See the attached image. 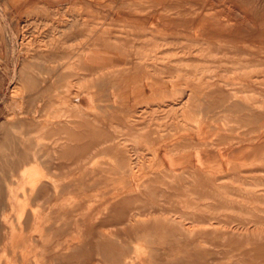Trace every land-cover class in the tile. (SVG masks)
<instances>
[{"label":"rangeland","instance_id":"obj_1","mask_svg":"<svg viewBox=\"0 0 264 264\" xmlns=\"http://www.w3.org/2000/svg\"><path fill=\"white\" fill-rule=\"evenodd\" d=\"M0 12V264H264V0Z\"/></svg>","mask_w":264,"mask_h":264},{"label":"bare ground","instance_id":"obj_2","mask_svg":"<svg viewBox=\"0 0 264 264\" xmlns=\"http://www.w3.org/2000/svg\"><path fill=\"white\" fill-rule=\"evenodd\" d=\"M53 2H54V1H53ZM211 2H212V1H211ZM212 3H213V2H212ZM228 4H229V3H228ZM171 6H172V5H171ZM210 7H211V6H210ZM260 7L262 8L263 6L261 5ZM234 9H236V8H234ZM215 10H216V9H215ZM261 10H262V9H261ZM237 11H238V10H237ZM237 11H235V12H237ZM238 13H239V12H238ZM0 14H1V12H0ZM231 14H232V13H231ZM231 14H230V15H231ZM233 14H234V13H233ZM128 15H129V14H128ZM221 15H222V14H221ZM230 15H229V16H230ZM222 16H223V15H222ZM232 16H234V15H232ZM232 16H231V17H232ZM225 17H226V16H225ZM245 17H246V15H245ZM245 17H244V18H245ZM2 18H3V17H2ZM214 18H215V17H214ZM234 18H235V17H234ZM234 18H233V19H234ZM239 18H240V17H239ZM246 18H247V17H246ZM206 19H207V18H206ZM208 19H209V18H208ZM215 19H216V18H215ZM217 19H218V17H217ZM219 19H220V18H219ZM233 19L231 18V20H233ZM249 19H250V18H249ZM126 20H127V19H126ZM136 20H138V19H136ZM142 20H144V19H142ZM236 20H239V19H236ZM250 20H252V19H250ZM203 21H204V20H203ZM220 21H221V20H220ZM124 22H125V21H124ZM139 22H140V21H139ZM189 22H190V21H189ZM208 22H209V21H208ZM211 22H212V21H211ZM217 22H219V21H217ZM222 22H223V21H222ZM222 22H221V23H222ZM230 22H231V21H230ZM239 22H240V20H239ZM246 22H247V21H246ZM248 22H250V21H248ZM227 23H228V22H227ZM243 23H245V22H243ZM254 23H255V22H254ZM128 24H129V23H128ZM158 24H159V23H158ZM190 24H191V23H190ZM195 24H196V22H195ZM195 24H194V25H195ZM223 24H224V23H223ZM231 24H232V23H231ZM233 24H234V23H233ZM237 24H238V23H237ZM240 24H241V23H240ZM73 25H74V24H73ZM135 25H136V24H135ZM200 25H201V23H200ZM225 25H226V24H225ZM225 25H224V26H225ZM244 25H245V24H244ZM252 25H253V24H252ZM190 26H191V25H190ZM192 26H193V23H192ZM197 26H198V25H197ZM202 26H203V25H202ZM222 26H223V25H222ZM232 26H233V25H232ZM237 26H238V25H237ZM220 27H221V26H220ZM227 27H228V26H227ZM234 27H235V26H234ZM256 27H257V26H256ZM217 28H218V27H217ZM235 28H236V27H235ZM67 29H68V28H67ZM205 29H206V28H205ZM230 29H231V28H230ZM255 29H256V28H255ZM156 30H157V29H156ZM206 30H207V29H206ZM219 30H220V29H219ZM243 30H245V29H243ZM207 31H209V30H207ZM226 31H227V30H226ZM198 32H199V29L195 27V28L193 29V35L198 34ZM224 32H225V31H224ZM229 32H230V31H229ZM232 32H234V30H233ZM243 32H244V31H243ZM202 33H203V32H202ZM204 33H205V32H204ZM208 33H209V32H208ZM234 33H235V32H234ZM247 33H248V32H247ZM205 34H206V33H205ZM222 34H223V33H222ZM227 34H228V33H227ZM211 35H212V34H211ZM214 35H216V34H214ZM218 35H219V34H218ZM203 36H205V35H203ZM206 37H207V35H206ZM261 41H262V40H261ZM261 43H262V42H261ZM263 43H264V42H263ZM74 46H75V45H74ZM84 50H85V49H84ZM236 51H237V50H236ZM87 55H88V54H87ZM88 59H89V58H88ZM233 66H234V65H233ZM235 66H236V65H235ZM247 66H248V65H247ZM125 67H126V66H125ZM239 67H240V66H239ZM233 69H234V68H233ZM233 69L231 70V72H233V73H234L235 71H237V72H240L241 74H242V73H245V75H246L247 73L249 74V72H250V71H249L250 68H248V67H240V68H238V69H236V70H233ZM229 70H230V69H229ZM209 71H211V70H209ZM227 71H228V70H227ZM237 72H236V73H237ZM251 72H252V71H251ZM226 73H227V72H226ZM228 73H230V71H228ZM125 74H126V73H125ZM210 74H211V73H210ZM212 74H213V72H212ZM207 75H208V74H207ZM219 75H220V74H219ZM123 76H124V73H123ZM214 76H215V75H214ZM214 76H213V77H214ZM142 78H143V77H142ZM122 79H123V78H122ZM133 79L135 80V78H133ZM133 79H132V81H134ZM202 79H203V78H202ZM204 79H205V78H204ZM250 79H251V78H250ZM129 80H130V79H129ZM196 81H197V79H196ZM200 81H201V80H200ZM210 81H211V80H210ZM136 82H137V79H136ZM138 82H139V80H138ZM205 83H206V82H205ZM209 83H210V82H209ZM123 84H124V82H123ZM136 84H137V83H136ZM136 84H135V85H136ZM224 84H225V83H224ZM120 85H122V84H120ZM124 85H125V84H124ZM139 85H140V84H139ZM208 86H209V85H208ZM152 87H153V86H152ZM137 89H139V88H137ZM143 91H144V89L141 88V91H139V93H142ZM252 92H253V91H252ZM253 93H254V92H253ZM253 93H252V94H253ZM233 94H234V96H236L237 98H240V99H243V100H248V96H250L249 93L243 92V91H241V90H240V91H238V90H233ZM246 94H248V95H246ZM255 94H256V93H255ZM151 100H152V99H151ZM105 101H106V100H105ZM246 103H247V102H246ZM253 103H254V102H253ZM248 105H249V104H248ZM254 105L256 106V104H252V107H253ZM249 106H250V105H249ZM255 106H254V107H255ZM185 108H186V107H185ZM241 110H242V109H241ZM219 114H220V113H219ZM181 116H182V115H181ZM262 116H263V115H262ZM68 120H69V119H68ZM66 122H67V121H66ZM46 125H47V124H46ZM46 125H45V126H46ZM141 132H142V131H141ZM194 132H195V131H194ZM256 140H257V139H256ZM210 146H211V145H210ZM121 147H122V146H121ZM198 148H199V147H198ZM196 150H197V147H196ZM22 158H23V157H22ZM119 168H120V167H119ZM119 170L122 171V169H119ZM198 171H199V170H198ZM118 172H119V171H118ZM195 172H196V171H195ZM199 173H201V172L199 171ZM133 174H134V173H133ZM194 175H195V174H194ZM131 177H132V176H131ZM129 179H131V178L129 177L128 180H129ZM133 179H134V178H133ZM135 179H136V178H135ZM120 180H121V179H120ZM123 180H124V179H123ZM125 181H126V180H125ZM131 181H132V180H131ZM134 182H135V181H134ZM129 184H130V183H129ZM138 184H139V183H138ZM136 185H137V184H136ZM128 186H129V185H128ZM135 187H136V186H135ZM133 188H134V187H133ZM0 190H1V189H0ZM115 191H117V189H116ZM10 192H11V191H10ZM1 193H3V192H1ZM9 196H10V193H9ZM198 203H199V202H198ZM163 212H164V211H163ZM2 213H3V212H2ZM153 213H154V212H153ZM141 215H142V214H141ZM147 215H149V214H147ZM153 215H154V214H153ZM153 215H150V216L152 217ZM137 216H138V215H137ZM137 216H136V217H137ZM153 217H155V216H153ZM153 217H152V218H153ZM182 218H183V217H182ZM128 219H129V218H128ZM135 219H136V218H135ZM139 219H140V218H139ZM153 219H154V218H153ZM155 219H156V220H157V219H161V220H163V221L170 220V219L168 218V214H166V213H158V215L155 217ZM172 219H173V218H172ZM142 220H143V219H142ZM204 220H205V219H204ZM135 221H136V220H135ZM183 222H184V221H183ZM125 223H126V222H125ZM192 223H193V222H192ZM105 225H106V224H105ZM105 225H103V226H105ZM114 225H115V223H114ZM126 225H127V224H126ZM128 225L132 227V226L135 225V224H133V223H132V220H130V221L128 222ZM139 225H140V224H139ZM144 225H145V224H144ZM157 225H158V224H157ZM110 226H111V225H110ZM121 226H122V225H121ZM129 226H128V227H129ZM142 226H143V225H142ZM160 226H161V225H160ZM189 226H190V225H189ZM189 226H188V227H189ZM191 226H192V225H191ZM196 226H201V227H202V225H196ZM207 226H208V225H207ZM113 227H114V226H112V228H113ZM148 227H149V226H148ZM164 227H165V226H164ZM168 227H169V226H168ZM184 227H185V226H184ZM194 227H195V226H194ZM209 227H210V226H209ZM102 228H103V227H102ZM120 228H122V227H120ZM123 228H124V225H123ZM123 228H122V229H123ZM126 228H127V227H126ZM146 228H147V227H146ZM153 228H154V227H153ZM156 228H157V226H156ZM196 228H198V227H196ZM203 228H205V227H203ZM180 229H181V228H180ZM217 229H218V228H217ZM105 230H106V229H105ZM123 230H124V229H123ZM184 230H185V229H184ZM121 231H122V230H121ZM126 231H127V230H126ZM132 231H133V229H132ZM192 231H193V228H188V229H187V232H189V233H191ZM245 231H246V230H245ZM173 232H174V231H173ZM197 232H198V229H197ZM174 233H175V232H174ZM226 233H227V232H226ZM228 233H229V232H228ZM246 233H248V232L246 231ZM249 233H250V232H249ZM260 233H263V232H260ZM260 233H259V234H260ZM104 234H105V233H104ZM199 234H200V233H198V235H199ZM244 234H245V233H244ZM252 234H253V233H252ZM259 234H258V235H259ZM230 235H231V234H230ZM232 235H233V234H232ZM249 235H250V234H249ZM258 235H257V236H258ZM184 236H185V235H184ZM204 236H205V237H208L209 234H208V236H207V234L204 235ZM221 236H222V235H221ZM239 236H240V235H239ZM246 236H248V235H246ZM246 236H245V237H246ZM254 236H255V235H254ZM257 236H256V237H257ZM261 236H262V234H261ZM261 236H260V237H261ZM103 237H104V236H103ZM243 237H244V236H243ZM249 237H250V236H249ZM197 240H198V239H197ZM198 241H199V240H198ZM198 241H197V242H198ZM204 241H206V240L204 239ZM197 242H196V243H197ZM194 243H195V242H194ZM202 246H203V244H202ZM193 247H194V246H193ZM191 248H192V247H191ZM201 248H202V247H201ZM204 248H205V247H204ZM192 249H197V248H192ZM206 250H207V249H206ZM215 250H216V249H215ZM206 252H207V251H206ZM207 253H208V252H207ZM198 254H199V253H198ZM201 254H202V252H201ZM205 254H206V253H205ZM18 255H19V254H18ZM194 255H195V254H194ZM196 255H197V254H196ZM210 255H211V254H210ZM210 255H209V256H210ZM218 255H219V254H218ZM197 256H198V255H197ZM206 256H207V255H206ZM21 257H22L21 259H23V256H21ZM210 257H211V256H210ZM211 258H212V257H211ZM210 260H211V259H210ZM198 261H200V260H198ZM203 261H204V260H203ZM203 261H202V263H203ZM204 262H205V261H204ZM214 262H215V261H214ZM196 264H198V263H196Z\"/></svg>","mask_w":264,"mask_h":264},{"label":"crops","instance_id":"obj_3","mask_svg":"<svg viewBox=\"0 0 264 264\" xmlns=\"http://www.w3.org/2000/svg\"><path fill=\"white\" fill-rule=\"evenodd\" d=\"M127 71V70H126ZM124 72V77H125V73H127V72ZM126 79V78H125ZM79 100H88V98L87 97H81V98H79ZM22 254L20 255H18L17 253H13L12 254V257H13V260H14V262H16V264H25V260H24V258L23 259H21L22 257Z\"/></svg>","mask_w":264,"mask_h":264}]
</instances>
